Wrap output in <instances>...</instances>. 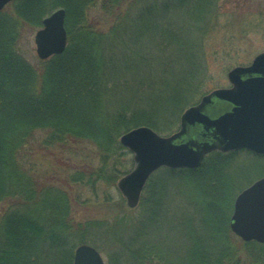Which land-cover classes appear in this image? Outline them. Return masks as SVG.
I'll list each match as a JSON object with an SVG mask.
<instances>
[{
    "label": "trees",
    "instance_id": "16d2710c",
    "mask_svg": "<svg viewBox=\"0 0 264 264\" xmlns=\"http://www.w3.org/2000/svg\"><path fill=\"white\" fill-rule=\"evenodd\" d=\"M58 8L64 51L29 62L21 29L41 27ZM221 9L219 0H13L0 10V264H71L76 244L95 237L107 264H264V244L229 228L233 199L246 187L237 165L245 153L264 155L213 151L197 168H160L136 208L106 193L103 203L121 211L84 223L66 192L36 189L21 162L42 132L46 146L93 150L96 162L69 173V183L94 194L114 186L133 165L121 134L147 126L169 135L208 93L204 43L217 34Z\"/></svg>",
    "mask_w": 264,
    "mask_h": 264
},
{
    "label": "water",
    "instance_id": "95a60500",
    "mask_svg": "<svg viewBox=\"0 0 264 264\" xmlns=\"http://www.w3.org/2000/svg\"><path fill=\"white\" fill-rule=\"evenodd\" d=\"M11 1L0 0V10ZM64 18V9L58 8L43 18L35 32L40 60L64 51ZM227 80L230 87L214 89L186 108L174 133L162 136L147 126H138L120 135L119 143L131 153L133 166L116 187L129 209L138 205L148 178L159 168H197L205 155L216 150L246 149L264 155V52L249 65L230 69ZM195 126L197 133L191 132ZM229 228L244 242L264 244V176L236 195ZM72 264L105 262L94 247L80 244L74 249Z\"/></svg>",
    "mask_w": 264,
    "mask_h": 264
},
{
    "label": "rangeland",
    "instance_id": "374dc122",
    "mask_svg": "<svg viewBox=\"0 0 264 264\" xmlns=\"http://www.w3.org/2000/svg\"><path fill=\"white\" fill-rule=\"evenodd\" d=\"M219 2L222 9L218 17L217 34L204 43L208 63V78L204 85L208 92L230 87L227 72L236 66L249 65L257 54L264 52V0H219ZM91 14V16L96 15L93 12ZM39 28L26 26L20 31L19 46L31 63H36L38 58L35 51L34 35ZM43 140V133L36 131L28 147L24 150L25 156L21 160L31 185H34L38 190L51 187L66 192L75 213L74 216L80 222L110 220L118 215L121 208L117 204L103 203L106 193L114 199L123 198L116 184L112 187L100 186L97 193L94 194L88 187L67 181L66 176L75 169L89 164L90 161L96 162L93 150L86 144L81 145L73 142L46 146L42 143ZM243 156L245 158H242L237 165L241 175L237 183L245 184L244 186L247 187L264 176V161H251L253 160L252 156L247 153ZM129 158L132 159L131 154ZM173 193V188L170 187L169 198L173 200L171 206L175 208L178 199L174 197ZM125 205L124 201L123 207L126 208ZM3 207L5 205H0V212L3 211ZM136 214L137 211H132L127 215V218ZM126 230L129 233L128 228ZM93 240L95 243H92ZM174 241L176 239L172 240L173 243ZM81 244L97 247L95 249L107 264L106 257L100 251V246L105 249L102 238H89L88 241ZM78 245L80 244L77 243L75 247ZM71 257L73 258V253Z\"/></svg>",
    "mask_w": 264,
    "mask_h": 264
},
{
    "label": "flooded vegetation",
    "instance_id": "af4514ba",
    "mask_svg": "<svg viewBox=\"0 0 264 264\" xmlns=\"http://www.w3.org/2000/svg\"><path fill=\"white\" fill-rule=\"evenodd\" d=\"M198 129H199V128H198L197 126H195L194 129H193V131H191V132H196V133H197V132H198ZM191 130H192V129H191ZM199 133H200V132H199Z\"/></svg>",
    "mask_w": 264,
    "mask_h": 264
}]
</instances>
